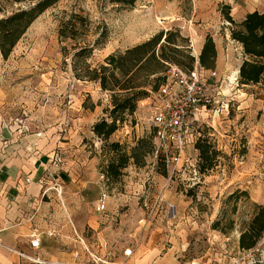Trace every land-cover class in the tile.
Instances as JSON below:
<instances>
[{
	"label": "rangeland",
	"instance_id": "rangeland-1",
	"mask_svg": "<svg viewBox=\"0 0 264 264\" xmlns=\"http://www.w3.org/2000/svg\"><path fill=\"white\" fill-rule=\"evenodd\" d=\"M253 11H264V0H136L128 8L60 0L8 57L0 56V117L13 132L47 143L48 176L56 183L39 216L42 246L21 264H140L149 252L164 264H211L242 248V234L264 220V82H239L247 57L232 37ZM74 14L83 18L76 38L61 37ZM158 35L179 51L158 45L157 53L171 61L149 77L153 64L136 72L147 93L109 138L100 136L94 127L112 121V92L77 75ZM209 39L217 56L204 76L214 103L199 112L184 160L167 166L154 154V107L171 66L188 67L192 56L200 66ZM82 47L88 49L78 56ZM199 143L208 148L207 159ZM123 157L129 159L119 176L108 177L107 167ZM103 192L104 209L98 206Z\"/></svg>",
	"mask_w": 264,
	"mask_h": 264
},
{
	"label": "trees",
	"instance_id": "trees-1",
	"mask_svg": "<svg viewBox=\"0 0 264 264\" xmlns=\"http://www.w3.org/2000/svg\"><path fill=\"white\" fill-rule=\"evenodd\" d=\"M59 1L0 0V51L2 55L5 58L8 57L32 23ZM108 1L124 8L132 7L136 3V0ZM15 5H18V7H15ZM9 7L11 8L9 9ZM227 18L231 22L234 21L230 14L227 15ZM80 19L83 20L81 16L74 14L72 18L65 21L61 28V37L76 38L77 25ZM232 37L242 45L244 55L247 57L240 67L239 82L243 85L264 82V11L248 13L241 23L236 24V28L232 31ZM166 39L167 44H164L161 43V35L155 36L124 52L109 55L105 60V64H100L98 67L91 68L89 65H85V72L77 75L80 79L99 82L103 90L112 92L114 107L108 110L112 121L109 123L106 119H103L97 123L94 127L97 134L109 138L117 130L118 122L124 119L123 115L127 112L133 113L137 100L147 93L145 92L144 83L136 82V72L148 64H153L155 66L150 68L147 74L149 77L160 73L163 64L171 61L164 58L163 52L162 56L157 53L158 45L161 44L160 47L163 50L167 45L172 44L179 51L178 44L174 43L169 37H166ZM87 47H82L77 55L80 56L83 52H86ZM216 56L215 44L212 39H209L202 49L198 62L201 67L211 69V64ZM190 60V66L182 68L193 69L196 58L192 56ZM160 86V83H156L153 90L157 91ZM197 148L201 150V156L207 159L208 148H205L201 143L197 144ZM128 159V157H123L117 164L112 162L106 169L108 177H118L120 169L126 165ZM263 232L264 220L258 221L256 219L250 229L242 234L241 247H253L261 238Z\"/></svg>",
	"mask_w": 264,
	"mask_h": 264
},
{
	"label": "crops",
	"instance_id": "crops-1",
	"mask_svg": "<svg viewBox=\"0 0 264 264\" xmlns=\"http://www.w3.org/2000/svg\"><path fill=\"white\" fill-rule=\"evenodd\" d=\"M37 137L38 134L29 137L13 132L0 117V264H21L27 252L36 249L31 246V240L41 237L38 229L41 209L51 185L56 186L48 176L52 172L51 148L46 142L37 141ZM152 253L143 256L139 263L164 264Z\"/></svg>",
	"mask_w": 264,
	"mask_h": 264
},
{
	"label": "built area",
	"instance_id": "built-area-1",
	"mask_svg": "<svg viewBox=\"0 0 264 264\" xmlns=\"http://www.w3.org/2000/svg\"><path fill=\"white\" fill-rule=\"evenodd\" d=\"M204 70L205 68L196 65L191 70L171 66L164 94L155 104L152 117L155 130L154 154L167 166H177L184 160L189 136L195 131L199 112L214 103ZM217 75V71H211V77ZM106 202L107 193L103 192L98 206L104 209ZM31 246L39 249L41 239L32 238ZM132 252V249H128L125 255L129 256ZM224 264H264V232L253 247L240 248L236 253L230 254Z\"/></svg>",
	"mask_w": 264,
	"mask_h": 264
},
{
	"label": "water",
	"instance_id": "water-1",
	"mask_svg": "<svg viewBox=\"0 0 264 264\" xmlns=\"http://www.w3.org/2000/svg\"><path fill=\"white\" fill-rule=\"evenodd\" d=\"M240 71V70H239Z\"/></svg>",
	"mask_w": 264,
	"mask_h": 264
}]
</instances>
